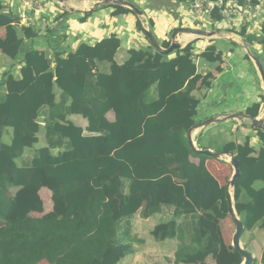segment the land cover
<instances>
[{
    "label": "trees",
    "instance_id": "obj_1",
    "mask_svg": "<svg viewBox=\"0 0 264 264\" xmlns=\"http://www.w3.org/2000/svg\"><path fill=\"white\" fill-rule=\"evenodd\" d=\"M106 6L113 15L133 13ZM2 7L0 1V27L5 28L0 51L14 60L23 40L38 32L21 26L19 33L18 18ZM211 19L221 17L213 12ZM137 27L141 30L139 21ZM239 33L250 45L264 44L263 37L248 35L245 28ZM191 45L160 55L149 44L129 50L133 63L117 64L120 40L111 34L92 45L80 43L66 56L54 53L52 59L30 48L17 77L5 74L0 81L5 88L0 98V264H117L133 253L132 216L140 210L146 217L164 207L174 211L151 235L179 241L172 264H207L209 255L215 264L242 263L243 256L229 249L220 232L219 223L228 216L225 185L219 186L205 167L207 156L188 143L201 103L192 92L209 89L214 78L197 72ZM201 56L221 60L213 44ZM43 107L48 109L46 145L35 147ZM259 108L253 103L244 114L256 117ZM110 111L113 120L107 117ZM70 115L86 119V127L74 124ZM257 137L259 149L249 137L220 149L232 151L241 163L231 191L244 231L264 229V131L258 129ZM26 151L30 156L24 158ZM191 155L199 157L198 164L190 162ZM256 182L262 186L254 187ZM43 187L51 192L48 212L39 193ZM180 217L186 226L177 223Z\"/></svg>",
    "mask_w": 264,
    "mask_h": 264
},
{
    "label": "crops",
    "instance_id": "obj_2",
    "mask_svg": "<svg viewBox=\"0 0 264 264\" xmlns=\"http://www.w3.org/2000/svg\"><path fill=\"white\" fill-rule=\"evenodd\" d=\"M2 2L3 12L6 14H11L14 17H17L19 20V15L21 13V4L14 0H0ZM147 1V0H146ZM149 1V0H148ZM85 2V1H82ZM55 3V2H54ZM58 8L61 9L62 13L66 11V14H63L65 17L62 19L63 24H59L58 20H51L52 15L49 14L48 8L41 7L39 10H26L27 14H30L32 19L31 22L27 24H20L18 22L17 29L20 33L19 27L21 26H30L35 31L38 32V36L24 39L20 48L17 57L12 60L6 55L2 54L0 51V81L2 78H5L6 73H12L15 77L18 75V69L21 66V62L24 56V53L30 49H40L43 50L46 55L52 59L54 53L61 52L63 56H66L67 53L74 51L80 43L86 44H95L100 40L108 37L111 34H115L120 40V46L117 49L114 60L117 64L123 63H133L129 60V50L131 49H143L149 46V42L146 39L143 32L137 27L138 17L135 18L131 13L126 14H118L113 15V8L110 10H106L102 13H92L90 16H85L84 11L87 9H78L73 12L68 11L63 7V5L59 3ZM85 4V3H84ZM170 5L171 10L173 6L176 8L177 5H183V2H175L172 3L168 0H156V6L167 7ZM172 5V6H171ZM95 10V9H94ZM93 11V10H92ZM92 11L88 12L91 13ZM41 14V15H39ZM87 14V13H86ZM102 14L101 20L102 22L97 23L98 18ZM134 14V13H133ZM260 15L264 16V13ZM159 18V17H158ZM156 18V19H158ZM154 18H150L153 22L155 31L160 32L161 37L159 39V43L169 41L170 37L168 34V26L166 25L165 20L162 23L156 21ZM81 21L79 24L78 22ZM234 31L239 32L242 27L239 24H236L234 27H231ZM253 20L251 24L246 26V30L250 32L248 35H253L257 38L259 35H264V33L260 30L256 31L254 29ZM154 31V32H155ZM173 31V29H172ZM153 32V33H154ZM141 36H140V34ZM5 35V28L0 27V38H3ZM155 35V34H154ZM171 35V34H170ZM182 34L181 36H183ZM187 35V34H185ZM190 35V34H188ZM180 36V37H181ZM192 37L182 43L184 46L188 43H192L190 49L192 50V59L196 64L197 72L204 75L206 73H212L213 78L215 80H211V85L209 89L200 88L198 90H194L192 94L201 100V103L197 109V114L195 116V124L200 123L201 121L210 118L217 117L220 119L217 122L211 123L207 126H197L191 130V138L194 145L200 149H210L212 151H219L216 148L215 144L207 143L204 141L207 134L211 136H226L225 141L221 146H225L227 143L234 141L235 143H243L246 137H249L250 144L255 148L259 149L260 140L257 137L258 128H251L250 125H245L242 122V119L239 118H229L227 120H223L224 117H227L230 114L238 113L243 114L246 108L250 107L253 103H259V113L256 117L263 116L264 110V85L255 69L253 61L247 57L244 49L238 45L236 41L226 40L222 37L219 38H207V37ZM156 37V36H155ZM179 37V38H180ZM158 40V39H157ZM216 43L217 45H215ZM216 46V52L221 53L220 62H210L205 60L201 53L205 51V49L209 45ZM253 50L257 52L264 53V44L253 43L251 45ZM152 51V50H151ZM154 51V50H153ZM155 52V51H154ZM174 54L169 55V57H173ZM159 57L156 54L155 60H158ZM263 64V63H262ZM221 67V71L217 72L215 70L216 66ZM51 66H54V62H51ZM264 66V65H263ZM100 67L108 68V65L100 64ZM256 70V71H255ZM5 94V88L0 85V98H2ZM56 99L58 100L60 90L55 89ZM48 112L46 107H43L40 115V124L41 128L39 132H42L44 136V143L41 141H37L35 147H42L46 145L45 141V133H44V118ZM107 117L109 120L114 119V114L112 111L107 113ZM68 119L72 121L77 126L82 127L83 129L87 125L86 119L82 118L79 115H70ZM226 122L225 124L232 123L231 126H223L218 122ZM242 124V125H241ZM230 128V132L233 129L236 130V136L234 139L230 140V136L226 135ZM38 132V134H39ZM188 132V131H187ZM86 133V132H84ZM37 134V137H38ZM87 134V133H86ZM231 135V134H230ZM188 136V133H187ZM232 136V135H231ZM10 136L7 134L5 136L6 141H9ZM211 139V138H210ZM222 149V148H221ZM57 150H55L56 152ZM30 156L28 151L25 152L24 158ZM23 158V159H24ZM190 162L194 164L199 163V157L189 156ZM20 163V160L18 161ZM220 157L212 158L207 157L204 161V165L213 178L217 181L219 186L225 185V168L220 165ZM233 172V171H232ZM258 184L256 182L254 187ZM262 186V185H260ZM40 196L51 202V192H48V189L41 188ZM44 203V202H43ZM52 202L50 208L47 210L44 209V212H48L51 210ZM174 211L173 208L164 207L160 212L154 213L149 216H142L140 210H138L130 219L128 226L131 228V242L133 245V253L123 258L117 264H126V261H131L132 259L146 260L148 256H151L152 253L150 251H146L148 246L154 247L160 254V260L166 261L167 257L170 259V264L174 261V252L177 249L179 241L177 239H166L162 241L155 240L151 235V230L155 225L160 222H165L170 219L171 213ZM37 213L36 216H39L40 213ZM226 217L222 219L219 223L221 236L223 238L222 230L223 226L228 225L229 223H224ZM177 223L186 226L187 220L183 217L177 219ZM235 225V224H234ZM249 232L248 237L255 235H264V229L259 227H255L251 230H247ZM244 232V231H243ZM246 232V231H245ZM234 233V232H233ZM242 235V234H241ZM264 250V248H263ZM262 250V251H263ZM262 253V252H261ZM157 254V253H156ZM261 256V255H260ZM211 256H207L205 262L207 263V259ZM214 262L213 258L211 257ZM261 259V257H260ZM45 261V260H42ZM40 261L38 264H40ZM209 264H215L214 263ZM261 264V263H260Z\"/></svg>",
    "mask_w": 264,
    "mask_h": 264
},
{
    "label": "rangeland",
    "instance_id": "obj_3",
    "mask_svg": "<svg viewBox=\"0 0 264 264\" xmlns=\"http://www.w3.org/2000/svg\"><path fill=\"white\" fill-rule=\"evenodd\" d=\"M40 1L42 3V6L43 7L46 6L48 8V10L50 11L49 14L52 15L51 20H58L59 24L62 25L63 24L62 19L65 16L63 15L61 9L58 8V6H57L58 4H55L56 2L53 0H40ZM133 1L144 12V16L140 17L143 26L146 29L147 28L150 29V27H149L150 24L148 22L150 20V18L152 17V18L156 19L159 17L158 19H156V21L162 23L163 20H165L164 22H166V25L169 27L168 28L169 37L171 36L170 34L177 28L201 29V30H207V31L217 30V31H221V32L222 31L223 32H230L232 29L231 27H234L236 24H239L242 27L244 26L245 28H246V26L248 27V25L251 24L252 20H253V24H255V28H254V29H256L255 32L259 31L258 28L260 26L261 27L260 30L264 33V17L263 16H259L256 19H250V20H248L246 18H230V19H227L226 21H224L223 23H219V25L217 27H214L215 23H212L211 21L208 20V18H205L204 21H206L208 23L207 24L208 28H206L203 25H201L199 22L194 21V18L190 14V11H189L190 6H188L184 2H183L184 3L183 5H181V4L177 5L176 8L173 6V9H175V10H171L169 4L167 7L156 6L155 5L156 0H149V1L148 0L147 1L146 0H133ZM168 1H170V0H168ZM172 3H174V2H172ZM64 5L67 6V8L72 7L74 10H78V9H92L93 10V9H95L91 13H87L89 16L92 13L93 14L98 13V12L102 13V12H104L106 10H110V8H112L110 6H106L108 4H99V3L93 2L91 0H88L85 2H82L81 0H77V1L71 0V1H66ZM128 13H130V12H128ZM39 15H41V14H39ZM131 15H133L135 18H137V16L133 13H131ZM101 17H102V14L100 15V18H98L99 21L97 20V23L102 22ZM138 21H139V18H138ZM80 22L81 21H79L78 24ZM153 28H154V25H153ZM172 29H173V31H172ZM154 31H155V29H154ZM154 34L156 36V39H158V41H159V39L161 37L160 32H158L156 30L154 32ZM246 34H250V32L248 30H246ZM140 36H141V34H140ZM193 37H195V36H193ZM258 37L264 38V35H259ZM213 38H219V37H213ZM222 38H224L226 40H231V39L226 38L225 36H222ZM237 43L240 46L239 42H237ZM214 44L217 45L216 43H214ZM241 49H243V48L241 47ZM252 49H253V47H252ZM256 54L258 55V57L260 58L261 62L264 65V53L257 52ZM255 69H256V67H255ZM257 73H258V71H257ZM214 78H216V77L214 76ZM213 80H215V79H213ZM239 119H242V121H243L242 123L247 125V126L250 125V123H251L250 120H248L246 118L240 117ZM218 123L223 125V126H227V125L231 126V124H232V123H230V121L227 124H225L226 122H224V121L218 122ZM230 128L231 127H229L228 132H230ZM226 135L230 136V140H235L234 137L236 136V130L233 129V131H231L230 133H228ZM225 138H226V136H224V135L223 136L216 135L214 137L213 136L210 137V135L207 134L204 141H206L207 143L212 142V144H215L216 148L220 151V149L222 148L221 144L224 143ZM38 141H41L42 144L44 143V136H43L42 132H39V134H38ZM232 142H234V141H232ZM220 161H221L220 165L226 169V170H224L225 171L224 172L225 173V185H226L228 180L230 179V177L232 175L233 169L229 163V158L227 156H225V155L220 156ZM260 185H262V183L258 182V184H256L255 187L258 188V187H260ZM48 192L50 193L49 190H48ZM42 200L44 202V209L47 210L48 208H50L51 202L47 201L44 197ZM30 215L36 216L37 213L31 212ZM226 222L229 224L226 226H223V230H222L223 241L229 247L230 250L234 251L232 244H231L232 235H233V232L235 230L234 221L228 215L226 217V220L224 221V223H226ZM248 234H249L248 231H246V232L244 231L242 233V235L240 237L242 246L243 247L245 246L247 251L256 259L255 262L253 261L252 264H260V263L264 264L261 262V259H260L261 252L264 248V235H258V236L253 235L251 237H248ZM146 251H150L149 253H152L151 256H148V258L146 260L132 259L131 261H126V264H170L169 257H167L168 260H166V261L160 260L161 256H160V254H158V251L156 249H154V247L148 246ZM207 261H208L207 264H209L210 262L211 263L213 262L211 257L208 258ZM40 264H47V262L42 261Z\"/></svg>",
    "mask_w": 264,
    "mask_h": 264
},
{
    "label": "water",
    "instance_id": "obj_4",
    "mask_svg": "<svg viewBox=\"0 0 264 264\" xmlns=\"http://www.w3.org/2000/svg\"><path fill=\"white\" fill-rule=\"evenodd\" d=\"M53 1L63 5V7L70 12L74 11L72 7L67 8V6L64 5L66 1H71V0H53ZM81 1H88V0H81ZM91 1L97 2L99 4L118 5V6H122V7H126L130 9L139 18L140 28L143 31L145 37L147 38L149 44L152 46L153 50L160 55H168L175 50L183 48L184 44H182L178 40V37L185 33H191L195 37H208V38L225 36L228 39L237 41L239 42L240 46L244 49L247 56L253 61L258 71V74L260 76V79L262 80L263 85H264V66L260 58L256 54V52L252 49L251 45L246 41L245 37L241 35L239 32H236V31H230V32L222 31L221 32L217 30L207 31V30H201V29L177 28L171 33L169 45L167 47H163L159 43V41L156 39L153 31L148 28L146 29L143 26L140 17L144 16V12L134 2L130 0H91ZM90 11H92V9H87L84 11V13L86 14ZM240 117L250 120L251 128H258L264 131V110H263L262 117H252L244 113L243 114L233 113L227 117H224L223 120H227L229 118H240ZM219 120L220 119H218L217 117H210V118H207L201 121L198 124H194L187 132L188 133V143H189L191 150L197 154L205 155L207 157H212V158H219L220 156L225 155L229 158V163L232 166L233 172L227 184L225 185V190H226V200H227V214L233 219L234 224H235V230H234V233L232 235V240H231L232 247L236 250V252L240 253L243 256V261L241 264H252L253 256L241 244L240 237L244 231V225L242 221L239 219V217L237 216V212L235 210L234 203H233V195L231 191V189H233L235 186L236 180L240 177L241 163L236 158L235 154H233L232 151H229V150L212 151L210 149H200L194 145L192 138H191V130L194 127L207 126Z\"/></svg>",
    "mask_w": 264,
    "mask_h": 264
},
{
    "label": "built area",
    "instance_id": "obj_5",
    "mask_svg": "<svg viewBox=\"0 0 264 264\" xmlns=\"http://www.w3.org/2000/svg\"><path fill=\"white\" fill-rule=\"evenodd\" d=\"M21 4V13L19 15V23L27 24L32 21L30 14L26 10H39L42 7L40 0H14ZM171 2H184L190 6V14L194 21L199 22L204 27H207L209 21L215 23L217 27L219 23H223L230 18H246L256 19L261 13H264V0H170ZM217 12L221 20L215 21L211 19V14ZM264 17V16H263ZM255 27V24H253Z\"/></svg>",
    "mask_w": 264,
    "mask_h": 264
},
{
    "label": "bare ground",
    "instance_id": "obj_6",
    "mask_svg": "<svg viewBox=\"0 0 264 264\" xmlns=\"http://www.w3.org/2000/svg\"><path fill=\"white\" fill-rule=\"evenodd\" d=\"M185 34H187V35H185ZM185 34L183 36L180 35L181 36V37L179 36L180 38L178 37V40L181 39L180 41L182 43H185V41H187L188 39H190L192 37L191 35H193L191 33H185ZM188 34H190V35H188Z\"/></svg>",
    "mask_w": 264,
    "mask_h": 264
}]
</instances>
